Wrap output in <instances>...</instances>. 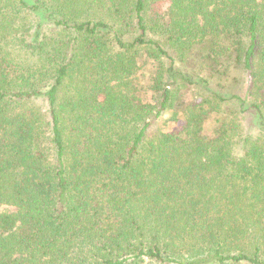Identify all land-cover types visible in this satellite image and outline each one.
Masks as SVG:
<instances>
[{
  "label": "trees",
  "instance_id": "trees-1",
  "mask_svg": "<svg viewBox=\"0 0 264 264\" xmlns=\"http://www.w3.org/2000/svg\"><path fill=\"white\" fill-rule=\"evenodd\" d=\"M0 264H264V0H0Z\"/></svg>",
  "mask_w": 264,
  "mask_h": 264
},
{
  "label": "rangeland",
  "instance_id": "rangeland-1",
  "mask_svg": "<svg viewBox=\"0 0 264 264\" xmlns=\"http://www.w3.org/2000/svg\"><path fill=\"white\" fill-rule=\"evenodd\" d=\"M168 117V114H164L163 115V117L160 119V120H158V122L156 123V126L157 127H162L163 129H166V130H170L173 126H174V124H172L171 122L170 123H162V120L163 119H166Z\"/></svg>",
  "mask_w": 264,
  "mask_h": 264
}]
</instances>
